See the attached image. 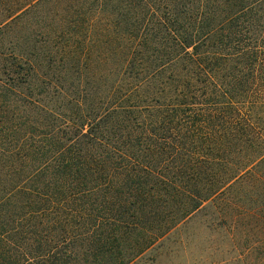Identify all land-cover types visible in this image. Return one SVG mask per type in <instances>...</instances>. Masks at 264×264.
Here are the masks:
<instances>
[{"label": "trees", "instance_id": "16d2710c", "mask_svg": "<svg viewBox=\"0 0 264 264\" xmlns=\"http://www.w3.org/2000/svg\"><path fill=\"white\" fill-rule=\"evenodd\" d=\"M196 215L264 246V0H0V264L154 259Z\"/></svg>", "mask_w": 264, "mask_h": 264}, {"label": "rangeland", "instance_id": "374dc122", "mask_svg": "<svg viewBox=\"0 0 264 264\" xmlns=\"http://www.w3.org/2000/svg\"><path fill=\"white\" fill-rule=\"evenodd\" d=\"M258 228L233 232L219 222L209 225L196 215L178 229L152 256L131 264H264V246L255 244L263 237Z\"/></svg>", "mask_w": 264, "mask_h": 264}]
</instances>
